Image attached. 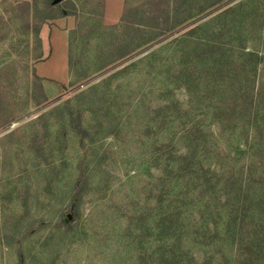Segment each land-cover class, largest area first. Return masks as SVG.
I'll return each instance as SVG.
<instances>
[{
	"label": "rangeland",
	"instance_id": "1",
	"mask_svg": "<svg viewBox=\"0 0 264 264\" xmlns=\"http://www.w3.org/2000/svg\"><path fill=\"white\" fill-rule=\"evenodd\" d=\"M209 2L0 0V264L150 263L164 106L191 104L165 77L197 53Z\"/></svg>",
	"mask_w": 264,
	"mask_h": 264
},
{
	"label": "trees",
	"instance_id": "2",
	"mask_svg": "<svg viewBox=\"0 0 264 264\" xmlns=\"http://www.w3.org/2000/svg\"><path fill=\"white\" fill-rule=\"evenodd\" d=\"M209 1L197 11L208 10L197 21L209 17L196 25L204 32L197 53H185L184 69L165 77L185 80L191 104L180 118L177 102L164 106L162 124L174 131L150 161L163 175L147 218L153 245L138 254L147 264H264V0ZM200 107L209 124L206 114L194 116Z\"/></svg>",
	"mask_w": 264,
	"mask_h": 264
},
{
	"label": "water",
	"instance_id": "3",
	"mask_svg": "<svg viewBox=\"0 0 264 264\" xmlns=\"http://www.w3.org/2000/svg\"><path fill=\"white\" fill-rule=\"evenodd\" d=\"M68 218H70V215H68Z\"/></svg>",
	"mask_w": 264,
	"mask_h": 264
}]
</instances>
